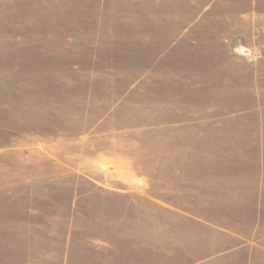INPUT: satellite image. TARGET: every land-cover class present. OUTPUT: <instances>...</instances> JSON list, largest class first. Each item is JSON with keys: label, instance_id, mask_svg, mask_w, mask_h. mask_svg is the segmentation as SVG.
<instances>
[{"label": "rangeland", "instance_id": "374dc122", "mask_svg": "<svg viewBox=\"0 0 264 264\" xmlns=\"http://www.w3.org/2000/svg\"><path fill=\"white\" fill-rule=\"evenodd\" d=\"M261 168L264 0H0V264L216 257Z\"/></svg>", "mask_w": 264, "mask_h": 264}, {"label": "crops", "instance_id": "0c3cea01", "mask_svg": "<svg viewBox=\"0 0 264 264\" xmlns=\"http://www.w3.org/2000/svg\"><path fill=\"white\" fill-rule=\"evenodd\" d=\"M246 181L242 184L239 178L220 183L216 179V248L227 247L216 250V257L191 264H240L242 257L244 264H257L258 260L264 264V168L258 171L257 178ZM222 191L228 198L223 212L219 204ZM220 239L226 242L221 244Z\"/></svg>", "mask_w": 264, "mask_h": 264}]
</instances>
